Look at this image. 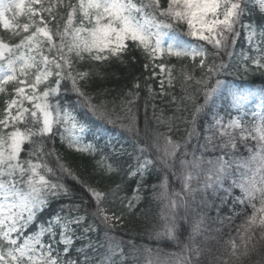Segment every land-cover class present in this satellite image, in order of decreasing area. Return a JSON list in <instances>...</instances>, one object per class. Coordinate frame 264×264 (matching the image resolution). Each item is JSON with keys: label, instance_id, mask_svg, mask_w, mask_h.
Wrapping results in <instances>:
<instances>
[{"label": "snow or ice", "instance_id": "6c2138e0", "mask_svg": "<svg viewBox=\"0 0 264 264\" xmlns=\"http://www.w3.org/2000/svg\"><path fill=\"white\" fill-rule=\"evenodd\" d=\"M253 14H257L255 24ZM21 17L25 22L18 20ZM0 26L18 40L10 43L0 37V93L13 85L0 116V264H126L124 242L109 234L122 215L109 213L106 205L119 202L121 207H135L141 199V187H146L145 177L153 168L165 173L159 184L151 186L161 189L153 193V199L160 203L158 218L162 222L157 237L178 240L184 225L190 228L188 239L193 243L184 245L174 264H199L201 253L194 238L203 230L201 210L214 203L209 192L220 200L215 207L221 224H230L237 216L246 215L248 208L252 210L237 227L239 242L235 238L228 242L232 257L249 256L264 240V87L234 88L221 79L233 66L231 59L241 33L250 49L241 52L245 71L251 68L264 76V0H166V4L162 0H55L47 6L43 0H0ZM165 35L170 36L166 47L162 41ZM129 42L152 61L153 77L158 75L155 68L167 73L169 87L173 86L174 66L157 64L158 59L167 55L199 60L198 78L184 73V81H194L195 90L181 88L183 107L178 110L187 111L192 106L190 120H182L191 125L186 137L177 140L171 135L172 120L180 117L166 120L161 116L159 123L167 124L168 132H156L149 142L147 127L142 138L131 107L127 109L128 124L117 128L103 102H94L85 90L90 76L101 70L93 64L88 71L78 66L84 62H123ZM222 53L229 61L216 63ZM164 83L161 79V95L165 94ZM133 87L138 89L139 84ZM148 91L151 95V86ZM128 95L138 98L139 93L130 91ZM252 97L261 103L259 110H249V125L244 120L249 115L244 105ZM177 99L172 97L173 102ZM232 110L237 115H232ZM198 121H203L204 144L199 142ZM237 132L247 157L233 155L238 148ZM105 133L109 138L101 147ZM57 137L68 149L92 156L94 171L109 178L118 176L120 182L113 180L100 189L81 181L56 153ZM249 139L256 142L255 149L248 146ZM216 140L219 143H214ZM49 142L53 147L46 150ZM126 143L131 144V150ZM217 149L220 155L205 158L204 152ZM25 151L27 157L21 159ZM53 155L59 176L41 159ZM97 155L99 159H95ZM137 177L132 195H120L125 178ZM67 181L80 184L89 198L81 196V203L62 204L36 224L52 201L71 198L73 189ZM170 182H178L179 189H170ZM234 189L240 194L235 195ZM225 205L231 214L220 217L219 209ZM97 221L103 225V238L92 241L89 234L99 232ZM33 224L37 230L25 235ZM81 240L88 243L75 247ZM73 249L77 259L69 258Z\"/></svg>", "mask_w": 264, "mask_h": 264}, {"label": "trees", "instance_id": "16d2710c", "mask_svg": "<svg viewBox=\"0 0 264 264\" xmlns=\"http://www.w3.org/2000/svg\"><path fill=\"white\" fill-rule=\"evenodd\" d=\"M45 6L52 4L55 0H43ZM68 3L69 0H64ZM74 3L75 0H72ZM162 3L166 4V0H162ZM63 14V12L61 13ZM257 14H253L251 21L253 24L256 23ZM18 20L23 23L25 18L21 17ZM247 22V21H245ZM0 37L4 39L5 42L16 43L18 40L12 37L11 31H6L0 26ZM164 46L170 42V36L165 35L162 37ZM130 44V49L127 54L122 57V61H106V62H84L80 64L79 70L88 71L90 64L96 66L100 69L99 74H93L90 76L85 90L89 92L94 97V102L103 104L106 106L107 110L111 113V118L115 121V126L119 128L120 124H128L129 113L127 109L131 107V115L135 117L136 126L140 129L141 137H144V130L147 127L149 142H151V137L156 133H167L168 125L160 124L159 119L163 116L166 120L172 117H180L181 119L172 120L173 131L171 135L174 139L180 140L186 137V129L191 127L190 124H185L182 122L183 118H188L190 120V112L192 106H188L187 111H180L179 108L183 107L181 98L184 96V92L181 90L182 85L188 88L189 91L195 90L194 81H184V73H191L195 77L201 75L199 69V60L193 61L191 58L177 59L176 57H169L164 55L162 58L158 59L156 63H165L172 67L173 75V86L169 87L167 84V73H160L159 68H155L158 73L157 76L153 77L152 73L154 70L153 63L151 60L146 59L142 54L141 50L137 49L134 45ZM242 51H250L247 44L245 43L244 35L241 36L235 46L236 55L232 57L231 63L232 68L229 70L227 76H221V79H225L231 82L232 87L242 86L245 88L252 87L254 89H259L264 87V76H261L259 72L253 71L251 68L245 71L244 61L241 56ZM254 54V53H253ZM224 60L229 61L226 54H221L219 58L215 60L216 63ZM213 60L209 57V63ZM148 64L147 70L145 69V64ZM196 65L193 67V65ZM161 79L165 81L163 86L164 95H161ZM139 84V88L133 87L134 84ZM148 86H151V95L148 91ZM43 87V86H41ZM13 85L9 84L6 86L7 91L5 93H0V116H2L4 101L10 97L12 94ZM138 92L139 96H129V92ZM176 96L178 99L173 102L172 97ZM132 99L135 101L134 104L129 105L127 101ZM198 102L202 103V98L198 99ZM261 103L258 97H252L249 103V109H244L245 111H257L258 105ZM232 115H237L235 110H232ZM227 119V117H225ZM147 120V125H146ZM244 120L250 125L251 114L244 117ZM203 121H198L197 132L199 135V142L201 144L206 143L204 140V132L201 127ZM108 129H112L113 125H104ZM178 129V130H177ZM210 134V133H209ZM126 136L130 134L125 133ZM237 135V150L233 153L236 157H247L249 153L243 144L239 143V132ZM109 134L105 133L100 139V145L103 146L106 140H108ZM86 139H91L90 137ZM123 140V138H122ZM193 144L196 143V137L193 138ZM214 143H219V140L214 141ZM249 147L255 149L256 142L249 139L247 141ZM126 148L131 150V144L126 143L124 145ZM51 142L47 143L46 150L52 148ZM119 147V145H117ZM212 146L209 145V148ZM56 153L61 157L62 162L67 164L69 167L78 174L79 179L87 184H91L100 189H106V187L112 184L115 180L117 183L120 182L118 176H113L109 178L107 176H102L98 172L94 171V158L92 156L82 155L71 149H68L66 145L60 143L59 138L55 140ZM191 151V148H189ZM230 151V150H226ZM200 154L199 152L197 153ZM221 152L217 149L215 152L209 150L204 152L205 158H211L220 155ZM155 153H153V157ZM27 157V152L25 151L21 155V159ZM35 159V157L33 158ZM41 159L46 160L49 167L56 170L57 176H59V171L56 167V156L42 157ZM99 159V155L95 157ZM235 172V167H233ZM165 173L163 171L157 172L156 168L151 170V173L145 177V186H142L139 192L141 199L135 204V207L128 209L126 207H121L119 202L117 204H107L109 213L115 211L117 215H122V220L115 224V227L110 230V235L115 237L116 240H122L124 243L122 245L124 253L127 257L126 264H174L177 257L183 253L184 245L190 244L189 231L190 228L187 224L180 230L178 234V240H169L165 237H157L156 233L160 230L162 222L158 218V211L160 203L153 199L154 191L159 193L161 189H153L151 186L153 184H159ZM51 179H56V177H50ZM137 178L127 179L125 178L124 189L120 195H132V190L136 188ZM69 187L73 189V195L71 198L61 197L58 200L51 202L50 206L40 214L36 221L39 224L42 220H46L50 214L54 211L60 209L61 205H67L69 203H81V196L84 199H88V194L85 192L84 188L75 181H67ZM227 186V182L226 185ZM174 187L179 189L180 185L178 182H170V189ZM234 194L239 195V190L234 189ZM224 195V193H220ZM209 200H213V206L211 208H204L201 211L204 213V223L203 230L199 235L194 238V244L198 247L201 255L199 258V264H229V259L231 257V245L230 239L235 238L239 242V237L237 236V227L242 224L246 219V215L251 214V208L246 210V215L237 216L231 223L225 221L223 224L219 222L217 218V210L215 205L220 203L218 196L213 198L211 193H208ZM125 204L127 201L124 202ZM231 204V200L228 201ZM94 206V205H93ZM239 208V206H237ZM83 211V206L81 208ZM220 217L230 215L229 208L227 205L219 209ZM199 218V217H197ZM192 217L190 215L189 220ZM89 222H92L91 216H89ZM99 225V222H96ZM36 224H33L27 229L25 235L30 232L36 231ZM219 229V231H217ZM104 228L103 225H99V232L90 233L89 236L92 241H97L103 238ZM79 234V233H78ZM257 239L260 235L256 234ZM47 238L45 237V240ZM131 241V244L128 242ZM88 241H76L75 247H80L82 244H86ZM63 246H61V251ZM146 249L150 251H146ZM176 254V255H173ZM186 255V253H184ZM69 258L77 259V254L75 249L70 253ZM249 261L247 264H264V240L257 243L256 248L252 251L248 257Z\"/></svg>", "mask_w": 264, "mask_h": 264}, {"label": "rangeland", "instance_id": "374dc122", "mask_svg": "<svg viewBox=\"0 0 264 264\" xmlns=\"http://www.w3.org/2000/svg\"><path fill=\"white\" fill-rule=\"evenodd\" d=\"M250 102H251V99L245 103L244 109L248 108ZM256 234L260 235V230L259 229H257ZM248 257L249 256L242 257L241 259L237 260V259H235L234 257L231 256L230 259H229V264H247L248 261H249Z\"/></svg>", "mask_w": 264, "mask_h": 264}]
</instances>
